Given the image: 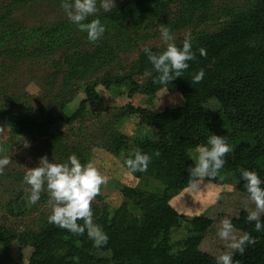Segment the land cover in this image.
Segmentation results:
<instances>
[{"label":"rangeland","instance_id":"obj_1","mask_svg":"<svg viewBox=\"0 0 264 264\" xmlns=\"http://www.w3.org/2000/svg\"><path fill=\"white\" fill-rule=\"evenodd\" d=\"M136 1L114 0L115 7L107 12L98 4L97 13L89 20L98 17L105 33L92 43L68 21L60 0H0V116L10 112L57 119L59 100L73 113L86 86L108 83L107 88L96 86L98 101L87 104L76 122L66 126L58 121L48 136L32 129L16 134L11 124L0 123V157L10 160L0 174V231L4 234L0 264H26L20 239L34 242L51 213L47 192L42 191L40 200L29 204L25 191L29 186L23 182L24 174L38 166L40 157L63 162L75 153L82 164L98 162L106 183L91 202L93 217L111 218L122 211L137 224L143 221L147 207L160 202L179 215L201 216L222 193L234 189L236 179L229 171H219L212 180L205 178L196 190L188 185L168 188L164 180L154 177L134 179L124 160L137 142L153 139L156 131L141 125L138 116L126 112L124 106L160 113L184 104L177 93L161 90L153 97L142 93L149 77L137 74V58L144 47H166L160 41L161 24L170 28L176 44L188 33L194 41L235 21L257 0H182L184 6L158 0L141 23L134 21V14L127 17L121 12ZM115 16L121 19L112 24ZM48 39L51 44L45 45ZM130 90H135L131 97ZM260 138L264 144V135ZM197 154V150L191 153L194 161ZM128 189L134 192L128 193ZM192 235L191 228L179 221L158 240L165 238L170 252L176 254ZM93 256L109 258L97 249Z\"/></svg>","mask_w":264,"mask_h":264},{"label":"trees","instance_id":"obj_2","mask_svg":"<svg viewBox=\"0 0 264 264\" xmlns=\"http://www.w3.org/2000/svg\"><path fill=\"white\" fill-rule=\"evenodd\" d=\"M173 1L181 6L186 4L182 0ZM157 2L139 0L133 2L131 8L123 7L121 12L127 17L134 14V21L141 23L145 13L148 16ZM120 19L115 16L110 22L115 24ZM50 40H46L45 45H50ZM192 44L195 60L188 62L189 67L181 77L166 86L167 92L180 95L183 106L160 113L124 106L126 112L138 116L141 125L156 131L153 139L137 142L134 148L152 156L147 170L128 173L136 180L154 177L164 180L168 188H184L189 183L188 168L195 162L191 153L206 143L209 134L225 135L232 151L225 154V164L219 171L233 173L234 189L222 193L201 216L179 215L168 204L160 202L147 207L143 221L137 224L122 211L115 212L111 218L93 217L94 223L108 236L107 243L97 247L86 233L76 235L47 220L34 242L20 239L26 264H215V257L226 251H233L232 258L237 264H264V231L256 232L254 222L247 220V209L254 204L239 179L241 168L254 170L264 179V144L260 138L264 135V0H257L236 16L235 21L219 30L199 35ZM200 48L205 49L206 55L199 54ZM150 49L156 53L164 50ZM201 68L203 79L192 83V76ZM146 69H151V64L142 51L137 58V74L145 76ZM99 84L108 87L107 82L86 86L82 91L84 98L73 113L67 112L65 103L59 100L57 119L4 112L0 123L11 124L16 134L32 129L48 136L50 128L58 121L69 126L81 117L87 104L98 101L95 88ZM161 90L165 87L153 83L149 77L142 93L153 97ZM134 92L130 90L129 96ZM155 151H159V156L153 155ZM127 192L134 191L128 189ZM226 216L231 218L237 234L247 231L255 238L254 243L246 245L243 254L227 249L216 235L219 222ZM261 219L264 221V216ZM179 221L186 223L193 235L187 239L183 250L172 254L165 238H158ZM3 235L0 231V239ZM96 249L108 253L109 258L94 257Z\"/></svg>","mask_w":264,"mask_h":264},{"label":"clouds","instance_id":"obj_3","mask_svg":"<svg viewBox=\"0 0 264 264\" xmlns=\"http://www.w3.org/2000/svg\"><path fill=\"white\" fill-rule=\"evenodd\" d=\"M99 7L105 12L115 7L114 0H60V7L79 31L86 33L89 42L95 43L105 33V25L100 19L93 17ZM160 41L166 47L156 53L144 47L142 51L151 64V69H146L145 76L152 77L153 83L165 87L176 77H181L184 70L188 69L189 61L195 60L192 36L186 34L182 44L177 46L174 34L164 24L159 27ZM201 56L206 55L204 48L198 49ZM155 73V75H153ZM204 77L203 68L192 76V83H198ZM232 151L227 137L209 134L206 143L197 147V156L193 166L188 168L190 189L200 188L205 178L214 179L225 164V154ZM159 151L153 155L159 156ZM152 156L136 148L124 160L129 172H144L147 170ZM10 162L9 157H0V174ZM98 162L89 160L81 163L79 157L73 153L63 162H49L47 157H40L38 166L28 169L23 176V182L29 187L28 203L35 204L40 200L42 191H46L51 213L47 217L48 223L68 230L76 235L87 234L96 246L107 243L108 236L99 225L94 223L91 202L100 191V186L106 183V177L100 173ZM239 179L244 182L243 187L248 193L253 208L247 209V220L254 222L256 232L264 231V179L256 171L241 168ZM78 221H82L79 223ZM216 235L229 250L243 254L246 245L252 244L255 238L247 231L237 234L231 218L224 217L217 228ZM233 251L222 252L215 257V264H237L233 261Z\"/></svg>","mask_w":264,"mask_h":264}]
</instances>
